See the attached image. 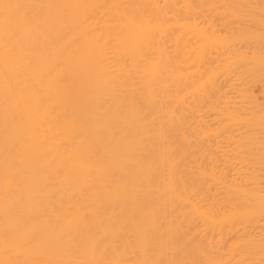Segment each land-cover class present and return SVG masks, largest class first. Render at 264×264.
I'll list each match as a JSON object with an SVG mask.
<instances>
[{"label":"bare ground","instance_id":"1","mask_svg":"<svg viewBox=\"0 0 264 264\" xmlns=\"http://www.w3.org/2000/svg\"><path fill=\"white\" fill-rule=\"evenodd\" d=\"M219 1L0 0V264H186L188 241L212 251L197 255L208 264H264V186L250 195L260 173L250 139L230 143L241 133L216 136L220 156L201 172L230 193L222 224L240 228L184 237L193 219L217 220L189 201L185 129L204 54L226 41L197 21L214 25ZM252 1L237 38L259 91L264 8Z\"/></svg>","mask_w":264,"mask_h":264},{"label":"rangeland","instance_id":"2","mask_svg":"<svg viewBox=\"0 0 264 264\" xmlns=\"http://www.w3.org/2000/svg\"><path fill=\"white\" fill-rule=\"evenodd\" d=\"M258 1L263 3V5L260 3L262 5V6L260 5V7L264 8L263 7L264 0H258ZM248 2L249 4H251L252 7H257V6H254L255 4L253 3L254 1L252 0L251 1L250 0H221V2L219 1L217 3L220 6L218 9L219 12L217 14H214L215 12L212 13L208 8H206V6L204 8L206 10L202 8L203 9L202 11L204 12L205 15H206L205 11H207V9L212 13L211 14L209 12L211 16H207V17L209 18L211 17L210 19L213 20V24L215 25L214 28H213L214 25H211L212 23L208 22L207 19L204 17V15L203 16L201 15L202 18L201 17L197 18V21H200L199 22L200 28L204 26L203 31L204 29H206L207 31H209V34H212L210 33V31L212 32L213 30H215L216 32L213 31L214 34L215 35L217 34L216 36H218L219 38L213 35L214 38L218 39V41L222 37L224 38L223 41L221 40H220L221 42L219 41L220 45H222L221 43L225 41V38H226V41L223 45L224 47L219 46L220 48H218V51H216V49L213 50V48H216V47L208 46V48L209 47L212 48L211 49L212 51H210V53L211 52L212 53L209 54L210 49H208V51L206 50L207 54L206 53H205L206 55L204 54V57L206 58H204L205 64L202 63L203 65L201 66L200 74L202 75L199 78V80L198 79L197 81L194 80V83L196 81L197 84L199 81H201V79L204 80V81H201V82H204L202 84H205V86H203L204 88L202 87L203 89L201 88L202 90L200 89L198 91V92L202 91L201 92L202 94L204 92L205 96L204 94L201 96L202 98L204 96L203 100H201V102L200 100L197 101L198 96L195 97L196 95L193 94L194 99L196 98L195 99L196 102L193 103L194 102L193 97H192L193 95L191 94V92H189V94L187 95V100H186L187 104L185 103L187 105L186 107H190V109L192 108L191 110L189 108H186L187 109V112H186L187 113L186 114V120H187L186 125L187 126L185 129L187 130V133H186V136L188 137L187 141L189 140L188 143L186 141V148H187V145H188V148L190 147L189 150L188 148L186 149V158H187L186 173L188 175L187 177H188V180H189L188 182L190 183V186L191 184L194 185V188L192 190H189L188 192L189 201L198 202L199 206H201L202 213H204L206 216L214 215L215 219H217L216 223H211L210 225L203 223V218L201 216L197 217L196 219H193L190 223L191 224L190 226L192 227H190V230L189 229L188 231L186 230L187 232L185 231V236H184V232L181 233L183 234L184 237L188 236L187 238H189L191 241H192V237L195 236L196 234L195 232L197 229H237V228H240L239 226H241L240 224H238V222H234L232 226H229L227 224H222L221 222L222 217L224 216V214H228V212L230 211L231 203L228 197L230 196V193L226 192L223 186L219 184L217 181H215L211 175L208 174V176L205 177V175L201 174V172H203L204 169L211 168L214 162V159L217 158V156L218 157L220 156L221 152H217L216 145H215L216 136L220 138L219 136L221 135V137H223L225 133L227 135L232 132L234 134L236 133V135H239L238 133H241L237 137L238 140H236L237 138L234 137V139L236 138L235 140H233L234 141L233 143L235 144H233L232 141H230L232 146L233 145L235 146L237 144L235 141H238V143L240 144V142L243 141V139H244L243 141L244 143L241 142V146L243 144L245 145V141L248 142L250 139V149H251L250 172H252L255 169L256 173H260V175L258 176L259 179H253V178L250 179V195H253V193L256 192V190L258 189L257 188L258 186H264V103L260 104L259 107L254 106L250 110V101L252 100V95L254 94V92H259L260 90L264 92V87L260 88L259 91H258L259 89L258 86L252 87L254 91L251 90L252 88H250V48L248 50V46L250 47V45L247 44L248 45L247 46L245 45L246 43L244 44L240 42V38L243 35L246 36L250 34L249 33L250 32L249 31L250 21H248L250 19V15H249L250 11L248 9H250L251 7L250 8L247 7V5L249 6V4H247ZM260 7L258 6L259 12H260V9H262ZM258 8L254 9V11L255 10L258 11ZM247 12L249 15V19L246 14ZM252 12L253 11L251 10L250 13ZM244 14H246V16ZM262 16L264 17V15ZM244 27H246L248 31ZM241 28L246 33V35L245 33L239 34L240 31L242 32ZM237 34L240 35V38H237L239 36ZM240 44L242 45L244 44V45L242 46ZM259 62L263 66L264 56L260 58ZM210 72H213L214 74H213V77H211L209 80L208 74L210 75L211 74ZM197 76L199 77V75ZM197 76L196 78H198ZM205 76L206 77L208 76L207 77L208 79ZM196 78L195 77L192 78V81L193 79H196ZM189 81H190L189 86H191L190 85L191 79ZM191 87L193 89V86ZM261 101L264 102L263 100ZM198 102H200V104ZM195 104H198V105H195ZM197 111H198V114L200 115L197 114ZM201 116L204 119L203 120L201 118L203 122L200 121ZM194 117L196 118L198 117V118L196 119ZM227 117H230L231 120L229 121V118ZM226 118L227 120H225ZM216 121L218 124L216 123ZM245 124L247 126L244 127L243 125ZM227 125H229L228 127L230 128H228ZM231 126H232V129L234 127L235 128L232 130ZM240 127L241 128L244 127V128L241 129ZM223 128H225V130ZM226 130L227 131L231 130V132L228 131L229 132L228 133ZM244 134L248 137V139L247 137H245ZM241 136L243 137V139L241 138ZM237 146L238 145H236L235 147ZM213 171H214V168H213ZM215 172L217 173L216 168H215ZM251 224L252 222H250V229H251ZM250 229H248V232H247L249 237H250ZM233 240H231L226 245L225 249L222 251L223 257H228L234 252H237L238 246L235 245L234 243L236 240L234 241ZM191 243H192V246H191ZM191 243H189L188 241L186 244V248L188 247L186 251L189 253L187 255L189 256L191 255L190 256L191 258L187 260L186 264H208L207 263L208 258H205V256L206 255L209 256L208 252L211 250L209 248H208L209 250H207L204 244H203V248L201 249L200 246L202 244L197 243V247H198V244H200L199 245L200 250H199L197 247L193 245L194 244L193 242ZM193 247L195 249L197 248L200 251V254H199V251H197V249L193 251L194 249ZM203 249L207 251L205 254H203L205 256L198 257L197 255H202V253H204ZM191 252L192 254H194V257L191 254ZM210 254H212V251L210 252ZM174 256L175 255H173L172 258ZM195 256L201 259L200 262H197L199 261V259L196 258ZM175 258L176 256L173 258L174 260L172 261V264L174 261H176ZM204 260H206L205 263L203 262Z\"/></svg>","mask_w":264,"mask_h":264}]
</instances>
